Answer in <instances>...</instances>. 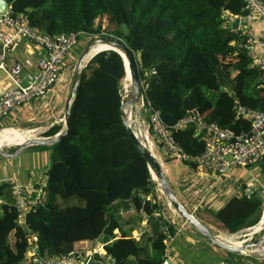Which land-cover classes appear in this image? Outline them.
<instances>
[{
    "label": "trees",
    "instance_id": "16d2710c",
    "mask_svg": "<svg viewBox=\"0 0 264 264\" xmlns=\"http://www.w3.org/2000/svg\"><path fill=\"white\" fill-rule=\"evenodd\" d=\"M6 1L12 14H25L30 25L50 36L87 33L89 38L106 34L123 39L135 53L146 100L170 127L195 110L207 122L246 133L251 123L237 115L238 106L264 110V71L252 67V58L239 47L240 31L224 24L226 13L246 14L244 0ZM104 18L103 31L97 22ZM125 79L129 81L124 60L116 51H101L88 62L70 127L50 145L46 199L32 207L25 222H20L11 185L0 184V264H31L27 250L34 236L47 257L81 254L88 242L102 237L117 264H164L166 241L177 227L154 216L163 203L124 124ZM60 129L54 125L43 135L54 136ZM171 132L189 156L184 164L196 170L207 143L204 134L193 124ZM129 204L134 216L126 220L120 208L130 209ZM263 209L264 197L255 190L250 196L234 195L209 212L214 223L216 219L237 233L256 225ZM140 213L148 216L147 230L135 240L130 234Z\"/></svg>",
    "mask_w": 264,
    "mask_h": 264
},
{
    "label": "built area",
    "instance_id": "2783aa9c",
    "mask_svg": "<svg viewBox=\"0 0 264 264\" xmlns=\"http://www.w3.org/2000/svg\"><path fill=\"white\" fill-rule=\"evenodd\" d=\"M244 1L246 14L233 16L226 13L224 24L231 31H240L243 40L239 43V47L244 49L252 58V67H258L264 71V62L254 51V37L251 27L252 23L264 20V0ZM236 18H239V24L241 20L245 21L244 29H240L239 25L236 28L232 26ZM3 26L12 29L13 32L8 33L2 30L1 27ZM85 35L87 36V33L50 36L38 27L30 25L27 16L23 13L14 15L9 8L0 12V127L3 120L12 111L46 98L52 88L62 81L64 61L69 52L78 44L79 37ZM19 40L34 43L43 49L44 55L36 64V71H33V64L29 60H26L25 66H23L26 68L24 72L14 74L11 71L9 54ZM142 86L143 94L140 102L143 109L141 111L142 114L148 113L149 116L148 118L144 115L145 118L139 116L138 119L134 120L131 110L136 104L126 110L127 121L139 140L153 151L160 160L170 158L185 162L189 158L188 154L177 144L171 132V128H183L189 124H193L197 132H202L207 142L204 152L197 158L198 167L194 171L223 176L234 167L248 168L254 166L264 157V110H252L241 105L238 106L237 115L251 123V129L246 133L237 134L232 129L207 122L195 110H192L173 127H170L162 119L159 110L146 100V86L143 82ZM262 87L264 88V84ZM1 129L4 130L5 128L1 127ZM3 182L11 185V195L22 223L27 219L32 207L42 204L46 199L47 176L45 174L37 181L29 184H19L12 180L0 181V184ZM254 191L255 189L248 186L244 194L250 196ZM156 195L159 201L165 195L160 186L156 187ZM153 199L155 198L152 196L151 200ZM0 202H3V199H0ZM168 206L170 207L171 204ZM154 216L167 220L163 209L155 211ZM145 217L148 220V216L145 215ZM146 230L147 224L144 222L131 237L139 240ZM162 231L168 234L166 225L162 226ZM170 240L171 238L166 241L167 258ZM29 242L27 260L31 264H117L115 258L105 251V243L93 246L78 255L64 254L47 257L42 254L36 236L31 238Z\"/></svg>",
    "mask_w": 264,
    "mask_h": 264
},
{
    "label": "crops",
    "instance_id": "0c3cea01",
    "mask_svg": "<svg viewBox=\"0 0 264 264\" xmlns=\"http://www.w3.org/2000/svg\"><path fill=\"white\" fill-rule=\"evenodd\" d=\"M245 26V21L241 20L239 24L240 29H244ZM251 27L254 37V51L264 62V20L252 23ZM1 29L8 33L13 32L12 29L5 26L1 27ZM43 55L44 51L38 45L28 41L19 40L12 52L9 54V67L12 71L13 69H16L17 65H19V69H17L16 74L19 72H24V69L26 70V68H23V66H25L26 60H29L33 64V71H36V64ZM22 57L25 58L24 61L21 60ZM73 70L74 66L71 69V72H73ZM71 72L69 71L67 73V77L70 76ZM65 79L66 75L62 74L61 80L64 81ZM125 81L127 84L130 83V81H127L126 79ZM60 83L59 85L62 86L61 89H59V87H53V91L51 90L46 98L17 108L16 110L12 111L4 120L14 121L18 118L22 119L26 117L24 122L26 126L24 128L30 130L24 131H32L33 133L37 134L38 137L39 135H42L43 137V134L54 125H61L59 132L63 131L65 126V106L71 86H67L64 83L66 85L65 87L63 83ZM2 128L14 127L11 126ZM58 133L54 136L47 137L54 138L56 135H58ZM46 146L47 148L42 149L41 151L42 153H47V158L42 157L41 159L43 160L42 163H46L48 166L50 165V155L52 148L50 145ZM259 166H261V168L264 166V157L255 166H251L249 168L234 167L223 176L195 171L200 174L198 182L203 185L202 189L205 192L203 193L202 197L198 198L197 200L193 199V201L189 194L186 195L188 199H186L185 194H183L184 200H182V203L194 211L197 216L200 214L201 216H198L199 219L208 227H210L216 234H218L222 240L229 243L235 242L238 239H241L240 236H243L241 232L242 230L237 233H229L226 229L215 226L213 222L214 217L210 214L209 209H218L223 206L232 196L244 194L245 189L248 186H251L253 189L258 191L261 190L260 193H262L263 182L262 176L260 174L261 169L258 168ZM254 168L257 169L253 170ZM45 173L46 170H38V173H33L32 171H22V173H20L18 176H15L14 174L0 176V181L12 180L19 184H29L37 181ZM162 203L167 220L172 221L177 227L176 233L173 236L171 235V240L169 242L168 258H170L173 264H247L248 261L251 264H264V246L256 248L254 247L249 250L248 254L245 255L227 252L209 241L206 237L201 235L195 229H192L190 226L183 227L184 220L179 217L177 213H175V210L169 207L168 204H165L164 201ZM120 214L124 219L128 220L130 217L132 218V216H134V210L131 209V207L130 209L120 208ZM140 214L142 215V219L139 224L134 227L130 235L135 233L144 222L148 224V220L145 215L143 213ZM131 226L132 224L129 223L127 228H130ZM116 234L120 236L119 230H116ZM100 239L101 240H95L91 246L87 243L85 245V247H87L86 250L90 249V247L92 248L93 246H99L104 243V239Z\"/></svg>",
    "mask_w": 264,
    "mask_h": 264
},
{
    "label": "water",
    "instance_id": "95a60500",
    "mask_svg": "<svg viewBox=\"0 0 264 264\" xmlns=\"http://www.w3.org/2000/svg\"><path fill=\"white\" fill-rule=\"evenodd\" d=\"M9 8L6 0H0V12H4ZM239 18H236L232 26L238 27ZM99 45L106 46L104 49L98 50ZM105 50H113L119 53L124 60L126 77L130 81V92L132 94V98L128 101L123 102L121 106L122 117L124 119V124L128 129L130 138L133 140L135 145L138 147L140 153L145 157L150 172L152 174L153 179L158 183V186L161 187L164 194L167 196L172 208L177 212V214L184 220L183 227H193L197 232L206 237L209 241L219 246L223 250L234 253V254H248L249 250L253 247H260L264 245V235L253 239V234H256L261 225L264 224V211L262 213V217L260 221L247 229H243L241 232L245 236H249L248 239H243L242 245H236L222 240L218 234H216L210 227H208L205 223H203L195 214L194 211L186 207L182 201L175 195L173 192L167 174L165 172L163 162L158 158V156L151 151L147 146L143 144L141 140L135 135L134 131L130 127L126 117L125 107L127 105H136L140 102L142 94H143V86L141 77L139 74L138 64L135 57V53L129 48V46L125 43V41L121 38L115 37L113 35H94L90 37V40L85 45L83 50L80 52L77 58L76 66L74 69V75L70 87V91L67 97V102L65 106L64 113V130L59 132L58 135L54 138L48 137H37L33 136L30 139L22 144H19L20 151L26 148L29 145H53L57 144L60 139L67 133V130L70 127V117L72 106L74 100L76 98L77 91L79 89V85L83 78V74L88 62L99 52ZM17 69H19V65H17L16 69L12 70L14 74H16ZM222 88V87H221ZM3 148L0 149L2 152ZM19 151V152H20ZM164 264H173L170 258H166Z\"/></svg>",
    "mask_w": 264,
    "mask_h": 264
},
{
    "label": "rangeland",
    "instance_id": "374dc122",
    "mask_svg": "<svg viewBox=\"0 0 264 264\" xmlns=\"http://www.w3.org/2000/svg\"><path fill=\"white\" fill-rule=\"evenodd\" d=\"M105 21H106V18L100 20V22H102L101 24L97 22V25L98 26L101 25V28L103 31L105 30L104 27L106 26ZM122 31L125 32L126 29L124 27H122ZM89 40H90V38L88 36H81L78 44L70 51L72 54L69 52L70 55L69 54L67 55L66 60L64 61V64H63V72H62V74L66 75V79L64 81H62L61 83H63V84L65 83L67 86H69V85L71 86L70 81L72 83V79H73V75H74V70H73V72H71V69L73 68V66L75 69L78 55L83 50V48L85 47V45L88 43ZM24 59L25 58L22 57L21 60L24 61ZM69 71L71 72L70 76H69L70 78L67 77V73ZM66 85H65V87H66ZM123 86H124L123 92H122L123 102H126L129 100V98H130L129 96L131 94L130 93V91H131L130 90V83L127 84L126 81H124ZM54 87H59V89L62 88V86L59 85V83L56 84ZM52 91H53V88H52ZM142 109L143 108H142L141 102L132 108L131 111H132V117L134 120L138 119L139 116L144 117L142 114V111H141ZM126 117H128L127 114H126ZM25 120H26V117H24L22 119L18 118L14 121L3 120L2 127H11L12 126L16 130H19L22 132H27L24 130H30V129L24 128L26 126L24 123ZM2 131L3 130L0 127V133ZM32 134H33V136H37V134H35L33 132H32ZM39 137H42V135H39ZM43 137H46V136L43 135ZM0 148L1 149L3 148L2 152H0V176H8V175H13V174L15 176L16 175L18 176L20 173H22V171H28V172L32 171L33 173H36V172L38 173V170H41V171L46 170L47 171V169L50 166V165L47 166L46 163H42L43 160L41 159L42 157L47 158V153H42V151H41L42 149L47 148L46 145H31L29 147L27 146L22 151H20L19 144H12V143L9 144L7 141H3V142H0ZM161 161L163 162V166H164L165 172L167 174V177L169 179L170 186H171L173 192L175 193V195L181 201L184 200L183 194H185V197H186V195L189 194L191 196L192 201H193V199L197 200L198 198L203 196V193L205 191L202 189L203 185L198 182L199 177H200L199 173H197L194 170H192L191 168H189L183 162H180L177 160L161 159ZM258 168L261 169L260 174L262 176V182H263L262 183V190H263L262 193L264 194V166L262 168H261V166H259ZM255 169H257V168H254L253 170H255ZM260 192H261V190H260ZM162 199H161V202L164 201L165 204H170L166 195H163ZM186 199H188V198L186 197ZM175 213H177V212H175ZM214 225L219 227V228H224L223 225L221 224V222L217 221L216 219H215ZM191 228L194 229L193 227H191ZM262 235H264V224L262 225L260 231H258L256 234H253V239L261 237ZM240 237H241V239H238L237 241L232 242V244L242 245V243H243L242 240L248 239L249 236H245L243 234V236H240ZM99 240H101V239L99 238ZM92 243L93 242H88V245L91 246ZM98 243H99V241H98ZM247 264H251V263H249V261H248Z\"/></svg>",
    "mask_w": 264,
    "mask_h": 264
},
{
    "label": "bare ground",
    "instance_id": "6f19581e",
    "mask_svg": "<svg viewBox=\"0 0 264 264\" xmlns=\"http://www.w3.org/2000/svg\"><path fill=\"white\" fill-rule=\"evenodd\" d=\"M106 46L99 45L98 50L104 49ZM133 105H127L125 111ZM30 137H33L32 131L22 132L14 128H5L0 133V142L7 141L9 144H22L27 142ZM1 149V148H0ZM260 230V229H259ZM238 245V244H237ZM256 251V250H255ZM261 254V253H260Z\"/></svg>",
    "mask_w": 264,
    "mask_h": 264
}]
</instances>
